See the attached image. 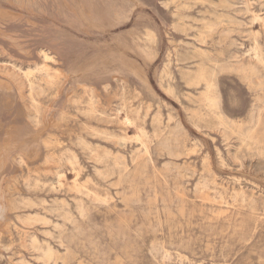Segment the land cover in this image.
<instances>
[{"label":"rangeland","instance_id":"1","mask_svg":"<svg viewBox=\"0 0 264 264\" xmlns=\"http://www.w3.org/2000/svg\"><path fill=\"white\" fill-rule=\"evenodd\" d=\"M0 264H264V0H0Z\"/></svg>","mask_w":264,"mask_h":264},{"label":"bare ground","instance_id":"2","mask_svg":"<svg viewBox=\"0 0 264 264\" xmlns=\"http://www.w3.org/2000/svg\"><path fill=\"white\" fill-rule=\"evenodd\" d=\"M42 55L45 60L51 57V55H49L45 51L42 53ZM204 66L205 65H202L194 72V74L191 76L192 78L190 79V81L194 85H199V84L205 85L206 91L204 92V95L206 96L207 102L210 104L211 107L218 108L221 102L220 100L221 95L218 90V83H217L218 64L207 65V67ZM227 68L233 69L234 67L230 66Z\"/></svg>","mask_w":264,"mask_h":264}]
</instances>
